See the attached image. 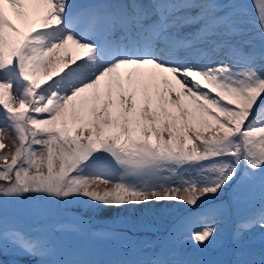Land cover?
<instances>
[{"label": "snow or ice", "instance_id": "6c2138e0", "mask_svg": "<svg viewBox=\"0 0 264 264\" xmlns=\"http://www.w3.org/2000/svg\"><path fill=\"white\" fill-rule=\"evenodd\" d=\"M253 7L0 0V256L95 264L47 259L42 237L7 226L10 204L176 202L199 209L181 221L187 239L215 240L220 210L204 202L257 178L264 187V0ZM255 228L264 206L234 239ZM244 257L229 264H264V253Z\"/></svg>", "mask_w": 264, "mask_h": 264}, {"label": "rangeland", "instance_id": "374dc122", "mask_svg": "<svg viewBox=\"0 0 264 264\" xmlns=\"http://www.w3.org/2000/svg\"><path fill=\"white\" fill-rule=\"evenodd\" d=\"M254 0H245L252 17ZM18 107V101L14 103ZM210 134V133H205ZM14 133L9 134V143ZM264 206V187L259 178L226 188L202 207L220 210L218 235L211 243L194 244L181 225L190 211L176 202H151L121 207H105L83 201L51 205L31 212L20 205H9L7 226L42 237L53 254L49 260L89 261L95 264H152L157 259L181 260L189 264H224L229 250L232 261L237 252L246 259L259 260L264 253V231L255 228L237 241L239 220ZM70 210L92 220L83 228L71 221ZM4 264H41V257L10 249L0 256ZM229 261V262H230Z\"/></svg>", "mask_w": 264, "mask_h": 264}, {"label": "water", "instance_id": "95a60500", "mask_svg": "<svg viewBox=\"0 0 264 264\" xmlns=\"http://www.w3.org/2000/svg\"><path fill=\"white\" fill-rule=\"evenodd\" d=\"M70 214L73 220L77 221L79 219V213L76 211L70 210Z\"/></svg>", "mask_w": 264, "mask_h": 264}, {"label": "bare ground", "instance_id": "6f19581e", "mask_svg": "<svg viewBox=\"0 0 264 264\" xmlns=\"http://www.w3.org/2000/svg\"><path fill=\"white\" fill-rule=\"evenodd\" d=\"M100 2H106V0H85V4H94V3H100Z\"/></svg>", "mask_w": 264, "mask_h": 264}]
</instances>
